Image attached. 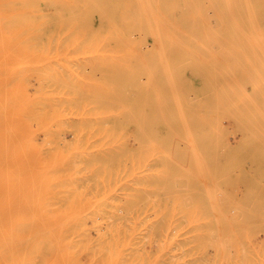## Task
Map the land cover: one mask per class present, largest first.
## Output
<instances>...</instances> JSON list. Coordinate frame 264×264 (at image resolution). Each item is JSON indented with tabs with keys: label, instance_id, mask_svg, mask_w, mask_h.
Masks as SVG:
<instances>
[{
	"label": "rangeland",
	"instance_id": "obj_1",
	"mask_svg": "<svg viewBox=\"0 0 264 264\" xmlns=\"http://www.w3.org/2000/svg\"><path fill=\"white\" fill-rule=\"evenodd\" d=\"M139 1L0 0V264H264V0Z\"/></svg>",
	"mask_w": 264,
	"mask_h": 264
},
{
	"label": "bare ground",
	"instance_id": "obj_2",
	"mask_svg": "<svg viewBox=\"0 0 264 264\" xmlns=\"http://www.w3.org/2000/svg\"><path fill=\"white\" fill-rule=\"evenodd\" d=\"M11 1V0H9ZM64 1V0H60ZM210 1V0H209ZM5 2V1H4ZM42 2V1H41ZM96 2V1H95ZM12 3V2H11ZM201 3V2H200ZM187 4V3H186ZM9 5V4H8ZM98 5V4H97ZM183 5V4H182ZM69 6V5H68ZM138 10L135 12H132V14H128L130 18H134L135 25L139 28V30L144 33L141 34L140 38L141 41H154L158 40L159 42H169L170 32H172V28L176 26V28L181 27L183 24H185L181 17L177 16L175 17L172 13V7H173V0H140L138 3ZM185 7V6H184ZM197 8V7H196ZM251 8V7H250ZM248 10V9H247ZM253 10V9H252ZM56 11V10H55ZM198 11V8H197ZM232 12V10H231ZM127 13V12H126ZM200 13V11H199ZM109 18L113 25L117 26V22L114 19L113 14L108 13ZM201 15V14H198ZM251 15V14H250ZM194 17V16H193ZM124 18V16H123ZM108 19V18H107ZM182 19V20H181ZM204 19V18H203ZM236 19V18H235ZM20 21V20H19ZM205 21V20H204ZM110 22V21H109ZM110 22V23H111ZM19 23V22H18ZM206 24V23H205ZM186 25V24H185ZM22 29V28H21ZM133 29V28H132ZM117 31L119 29H116ZM115 30V31H116ZM112 31V30H111ZM110 31V32H111ZM182 31V30H181ZM257 31V30H256ZM173 33V32H172ZM185 33V32H184ZM262 34V33H261ZM188 35V34H187ZM130 36V35H128ZM135 36V35H132ZM190 36V35H189ZM260 36V35H259ZM263 36V35H262ZM131 37V36H130ZM139 37V36H137ZM63 38V37H62ZM172 41V40H171ZM157 44V43H156ZM155 44V45H156ZM161 45V44H159ZM162 47V46H161ZM163 50V48H162ZM164 52V51H163ZM9 53V52H8ZM159 54V53H158ZM162 54V53H161ZM157 55V54H156ZM162 56V55H161ZM165 56V55H163ZM162 56V57H163ZM160 57V56H159ZM144 60V57H141ZM142 60V61H143ZM141 61V59H139ZM141 61V63H142ZM153 61V60H152ZM145 62V60L143 61ZM163 62V61H162ZM143 64V63H142ZM149 67V66H148ZM152 67V66H151ZM146 69V68H145ZM147 71V70H146ZM152 71V69H150ZM147 71V72H150ZM153 74V72H151ZM150 73V75H152ZM148 74V73H147ZM148 77L149 74L147 75ZM8 98V97H7ZM6 99V98H5ZM6 101V100H5ZM5 103V102H4ZM7 103V101H6ZM6 106V105H5ZM25 108V107H24ZM21 109V108H20ZM14 113V112H13ZM15 122V121H14ZM12 122V123H14ZM18 122H20V118L18 119ZM23 122V121H22ZM16 126V125H15ZM18 128L21 129L24 124L17 125ZM6 131V130H5ZM30 132V131H29ZM22 133V132H21ZM34 133V132H33ZM31 133H28V135ZM32 136V135H31ZM27 138V140H30V137ZM25 137V136H24ZM7 138V135H6ZM26 138V137H25ZM6 140V139H5ZM2 141V140H1ZM7 141V140H6ZM31 142V141H30ZM23 143L25 141L23 140ZM22 146V145H21ZM18 147V146H17ZM23 147V146H22ZM6 148V147H5ZM23 150V149H22ZM15 151V150H13ZM18 151V150H17ZM6 152V151H5ZM11 154V153H10ZM24 154V153H23ZM20 155V154H19ZM2 158V157H1Z\"/></svg>",
	"mask_w": 264,
	"mask_h": 264
}]
</instances>
